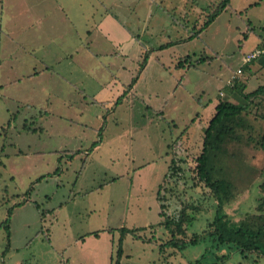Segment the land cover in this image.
<instances>
[{
    "label": "rangeland",
    "instance_id": "obj_1",
    "mask_svg": "<svg viewBox=\"0 0 264 264\" xmlns=\"http://www.w3.org/2000/svg\"><path fill=\"white\" fill-rule=\"evenodd\" d=\"M220 1L0 0V264H112L122 226H144L140 238L125 235L123 264H264L210 235L218 198L194 169L217 101L245 102L229 89L245 87L233 75L264 32V1L231 0L189 38ZM104 7L143 44L172 42L151 53L118 103L148 48L133 43L125 57L95 45ZM75 28L91 31L95 55ZM259 84L261 73L244 91ZM263 115L264 94L244 111L240 139L210 152L233 222L262 223ZM160 208L174 220L183 208L184 237L199 235L198 244L167 246Z\"/></svg>",
    "mask_w": 264,
    "mask_h": 264
},
{
    "label": "trees",
    "instance_id": "obj_2",
    "mask_svg": "<svg viewBox=\"0 0 264 264\" xmlns=\"http://www.w3.org/2000/svg\"><path fill=\"white\" fill-rule=\"evenodd\" d=\"M229 0H221L217 5V9H215L205 20L203 25L197 29L193 34L189 36V38L197 35L201 30L207 27L214 18L227 6ZM172 42H166L160 44L156 47V49H163L171 45ZM149 52L148 50L144 51L143 57L139 63V72L137 75L133 76L130 82L124 88L122 94L118 96L115 100V103H118L121 97H124L127 92L132 88L138 78V74L143 69L147 62ZM259 57V56H258ZM256 57V58H258ZM188 56L185 58L187 59ZM254 58V59H256ZM243 62L241 67H247L252 60ZM181 65V63L179 62ZM236 73V72H235ZM235 77H239L238 73H236ZM229 90H237L239 91V95L245 100L244 103H235L232 100L228 99H219L214 106V113L209 119L207 125L203 128V136H202V150L200 154L195 158V171L199 180L204 181V183L211 188L214 192L215 196L218 198L216 213L211 222L209 223L212 227V231H210V235L214 239L217 240L218 244L221 246H225L227 248H237L239 250L245 252H251L253 250L264 256V212L259 215L261 217V221L256 222H246L241 221L239 223L233 222L226 217L222 210L223 199L219 196V185L217 179L214 177L215 164L210 156L211 151H222V148L225 147V144L230 140H239L240 135L238 134L237 129H241L243 124V114L246 110L247 106L252 103L253 98L261 96L264 94V83L259 84L256 88L250 91H244V84H234V82L230 86ZM264 117V115H263ZM26 126V125H24ZM98 143L96 141L92 142L91 147L96 146ZM261 148L264 150V133L261 137L260 142ZM171 168V165L168 166L167 172L163 176V181L166 179L168 172ZM43 177V176H41ZM160 188V185H159ZM159 193V190L156 194ZM158 198V197H157ZM261 210L264 211V208L261 207ZM159 221L158 225H163L169 232L170 237L165 242V244L169 247H174L178 250H183L184 248L192 245H196L199 242V235H194L191 238L186 239L184 236L186 235V226L185 224L189 222V218L185 213V210H182L179 213V217L177 220H174L170 217L164 216L163 210L160 208L159 211ZM258 216V217H259ZM161 217H163L161 219ZM257 218V217H256ZM5 227L8 231V224H5ZM144 226L136 227V228H127L120 227L119 237L117 240V247L115 250V257H111L112 264H123L121 258L123 257V247L122 242L127 234H131L135 238H140L137 235V230H142ZM96 233V232H95ZM97 235V234H95ZM8 236V234H7ZM212 238V239H213ZM150 241V240H148ZM203 258V254L201 255V259ZM198 261V262H197ZM200 260H197L191 264H198Z\"/></svg>",
    "mask_w": 264,
    "mask_h": 264
},
{
    "label": "crops",
    "instance_id": "obj_3",
    "mask_svg": "<svg viewBox=\"0 0 264 264\" xmlns=\"http://www.w3.org/2000/svg\"><path fill=\"white\" fill-rule=\"evenodd\" d=\"M262 1H264V0H261V2ZM230 2H231V0H229L228 4H230ZM66 16L68 17V15H66ZM100 17H99V20H97L95 23V27H94L95 32L92 34V35H94L92 42L95 45H97L96 43H98V45H102V48H104V46H105L104 42H108L111 45V49L113 48L112 51L115 52L116 55L126 57L129 53V51L131 50L130 45H132L133 43H136L137 45H140L141 47L148 48L149 55H148L147 61L150 58L151 53L154 50H158V49H154L155 48L154 46H147V44H143V42L140 40V34L136 33L133 29H131L124 21L121 20V18L118 16V14H116L111 9H106V7H104V11ZM92 31H93V29H92ZM90 32L91 31L86 30V33L83 34L82 37L79 34L80 32L78 30L75 32V34H76V36H78L79 43H81L87 49L88 53L92 52V55H93L94 54L93 50H91V48H90L91 47V40L88 39V43L86 42L88 36L91 35ZM135 34H139V37L136 36ZM100 42H102V44ZM167 42H169V41H167ZM78 47L79 46L73 47V50H77ZM255 47H264V32H263V35H261V43L258 42L255 45ZM254 48H252L250 50H253ZM104 49H106V48H104ZM111 49H106V50H109V53H111ZM70 52H72L71 49H67L65 51V53L71 55ZM244 55H245V53H242L241 65L244 62L243 61ZM260 57H261V60H259V62L261 61V64L255 65L256 63L255 64L249 63V64H247L246 68H243L244 66L241 67V65L238 67V69L240 68V70H241L238 73V76L242 75V76H244V78L246 77L245 88L247 87L248 83H250L251 80L253 78H256L258 76V74H260V73H261V84L264 83V52L260 55ZM147 64L148 63L146 62L145 66L143 67L142 70H144V68H146ZM122 66L124 67L125 65H122ZM242 69H244V72H242ZM142 70L140 71V73L142 72ZM237 70L235 71L236 73H237ZM248 70L251 73L250 75L249 74L246 75ZM140 73L138 74V77H139ZM227 80L228 79H226L225 83L227 82ZM133 86H132V88H133ZM132 88H130V90L128 92H130ZM233 98H234V95H233V97L231 96V98H228V100L231 101Z\"/></svg>",
    "mask_w": 264,
    "mask_h": 264
},
{
    "label": "built area",
    "instance_id": "obj_4",
    "mask_svg": "<svg viewBox=\"0 0 264 264\" xmlns=\"http://www.w3.org/2000/svg\"><path fill=\"white\" fill-rule=\"evenodd\" d=\"M264 52V47H256L253 50L249 51L248 53H246L243 57V61L247 62L250 61L251 59H254L258 56H260L262 53ZM241 70L240 68L237 70V73H239ZM235 75H233L234 77ZM228 82H230V80H228Z\"/></svg>",
    "mask_w": 264,
    "mask_h": 264
}]
</instances>
